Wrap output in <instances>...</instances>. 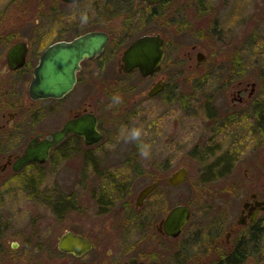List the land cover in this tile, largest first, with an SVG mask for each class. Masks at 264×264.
<instances>
[{"label":"rangeland","instance_id":"obj_1","mask_svg":"<svg viewBox=\"0 0 264 264\" xmlns=\"http://www.w3.org/2000/svg\"><path fill=\"white\" fill-rule=\"evenodd\" d=\"M168 2L170 0L158 7L159 18L154 8L140 0H127L125 11H99L91 7H80L78 11L80 32L110 25L121 30L120 36H114L109 46L115 50L118 43L119 53L138 35L161 32L165 55L156 75L165 78L162 94L139 98L147 91L151 78L144 79L138 72L122 76L127 87L124 90L103 88L102 84L114 77L116 57H113L105 65L108 69L94 76L97 86L93 90L86 89L81 76L79 83L61 101H39L29 106L24 99L27 94L24 82L30 79V74H26L14 89L0 87V112L10 100L19 107L13 127L0 128V159L1 154L9 150L19 152L36 131L60 124L63 112L57 111V106L69 100L86 99L92 94L93 108L104 122L106 136L104 142L94 147L92 158L100 164L125 165L134 179L133 185L127 188L128 196L174 169L187 167V180L173 187L161 182L155 194L149 197V207L156 212L153 221H157L169 208L187 204L191 209L188 228L199 230L218 215H237L242 197L264 184V174L259 171L264 169L263 135L258 137L255 133L252 119L236 121L218 112L220 102L229 100L230 84L239 79L252 77L259 88L258 97L264 100V0H254V5L250 0L240 1L244 7L242 13L254 14L253 37L249 42L231 37L240 26L239 19L227 21L221 32L223 38L219 40L197 37L205 35L206 31L199 21L186 31L188 33H177L178 25L168 22L172 14L166 10ZM231 3L235 1L229 0L228 6ZM85 12L88 19L82 22ZM30 16L27 21H20L16 12L1 11L0 20L7 25L2 29L7 35L4 37L30 39L37 14L32 12ZM4 24L0 21L1 27ZM199 52L204 55L201 62L197 61ZM29 63L33 65L35 59ZM2 67L0 64V82L5 77ZM113 93L122 97L119 103L112 102ZM208 99L219 101L213 102L209 114L205 108ZM247 113L251 116L252 109L248 108ZM124 126L143 129L140 141L150 145L148 157L141 154L140 142L121 137ZM85 153L81 147L78 152L66 149L47 165H27L16 172L0 174V264H43L54 260L50 251L55 252L58 238L67 230L85 235L98 230L103 237L101 242L120 243L119 232L112 228L118 223L114 210L109 211V218L95 210L94 199L103 200L105 195L107 197L104 190L110 188L100 186V179L93 176ZM224 155L232 161V171L208 174L207 170L213 169ZM116 200L114 207L121 204ZM57 202L61 206L58 207ZM139 222L138 218L132 220L124 244L137 239ZM254 258L250 255L243 264H251Z\"/></svg>","mask_w":264,"mask_h":264},{"label":"flooded vegetation","instance_id":"obj_2","mask_svg":"<svg viewBox=\"0 0 264 264\" xmlns=\"http://www.w3.org/2000/svg\"><path fill=\"white\" fill-rule=\"evenodd\" d=\"M122 1L124 2L122 3ZM140 1L154 8V13L156 17L159 18L160 12L158 7L165 6L164 3L166 0H159L154 3H147L143 0ZM213 1L214 0H185V2L179 3L178 0H170V3H167L166 10H170L172 14L168 22L178 25V27H176L178 30L176 31L177 33H188L186 31L192 29L194 24L199 21L205 27L206 31L205 35L197 37L204 39L215 38L219 40L223 38V33L221 32L227 21H238L239 19L240 26H237V29L236 27L234 28L235 24L232 23L233 28L236 29L237 32L231 37H235L236 40L239 38V41L249 42L251 37H253L251 28L254 14L242 13L244 11L243 5L240 4L242 0H234L235 3H231L230 6H228L229 0ZM253 1L254 0H250L252 5H254ZM126 5L127 0H3V3L0 4V12H16L20 21H27L31 18L30 15L32 12H36L37 16L34 25V34L30 39L5 38L4 36L7 35H4L2 29L5 28L6 24H4L5 21L0 20L2 24H4L2 27L0 26V64L3 66V73L5 76L0 82V87L3 86L4 88H10L12 90L17 83L21 82L24 75L30 74V79L24 82V86H26L27 89V94L24 99L29 106L39 101H61L79 83L81 76L84 79L83 85L86 89L93 90L97 86L94 76L107 70L108 66L105 65L108 64L113 57H116V67L113 68L114 77L104 82L102 86L106 90H108L106 87H111V90L126 89L127 87L123 82L122 76L129 75L132 72H138L140 74V72L137 69L131 72L124 71L121 65V56L123 50L140 35L132 39L120 53L118 51L119 44L117 43L115 46L117 52H115L113 46H109L114 36H120L121 30H118L116 26L110 25L107 27L88 28L80 32L78 16L80 7L96 8L99 11H108L111 9L125 11ZM240 5L241 8L239 7ZM39 17L40 20L38 19ZM216 30H219V34L221 35H215ZM89 31H103L107 33L108 41L98 55L93 58H84L80 61L79 68L76 71V81L72 89L60 98L48 97L35 100L31 99L28 94V87L33 76V69L37 65L43 50L52 43L70 42L79 35ZM8 33L11 34L12 32ZM147 33H158L163 38L165 55V39L161 32H145L143 34ZM15 44H19L16 51L17 56H19L20 52L22 53L24 51V62L19 67L11 68L8 53L10 48ZM105 52H107L106 57ZM164 55L162 61L164 60ZM31 59H35L33 65L29 63ZM158 71L150 76H142L140 74L144 79L151 78V83L147 91L140 94L139 98L142 96L152 98L163 93L165 90V78L162 76L158 77L156 75ZM11 74H15L16 77L10 78L9 75ZM159 81L163 85L162 88L158 92L149 95L148 91L150 88ZM227 92L229 100L220 102L221 107L218 112L222 113L227 119H234L236 121L242 118L248 120L252 119L255 126V133L258 137L263 135L264 138V100L258 97L259 88L256 81L252 79V77L239 79L230 84ZM92 98L93 95L89 94L86 99L69 100L66 101L65 104L63 103L57 106V111L63 112L60 124L54 128L38 130L31 134L19 152L9 150L1 154L0 174L4 175L11 171L14 172L12 169L13 163L16 157L23 152L29 139L35 136L38 137V140L46 137L51 138V132L61 129L67 121L78 117L93 113L97 119L96 127L102 133V138L98 142L87 144L82 136L69 131L62 140L50 148L49 155L44 162H29L24 166L47 165L54 160V156H59V153L66 149H72L78 152L79 147L84 148L86 150L85 154H87L88 162H90L89 168L93 176L100 179L98 181L101 187L110 188V190H104L107 193V197L105 195L103 200L94 199L96 206L95 210L106 215L107 218L111 216V212L109 211L114 210L118 223L114 224L115 226L112 228L119 232L120 243L101 242L103 237H101V232L98 230H94L91 235L72 231L89 241L90 245L88 249L81 254L63 251L59 248L57 240L55 252L53 251L54 249L50 251L54 256V260H51L52 262H44L43 264H230L229 258L231 255H233L234 258V262H231V264L243 263L250 255L253 258L255 256L254 260L250 262L251 264H264V184L249 190L242 197L237 215H218L212 218L203 229L188 228L191 209L189 205L184 204L189 207L188 219L177 234L170 235L164 229L163 223L170 208L162 216H159L157 221H153L156 212L149 207V197L155 194V190L161 182H166L167 185L171 187L176 186L170 185L166 180V177L176 169L165 176L158 177L154 181L144 184L137 190L135 195L131 194L128 196L130 193L127 188L133 185L134 179L131 174L125 170V165L110 166L108 164H100L96 163L92 158L91 152L94 151V147L100 145L106 139L103 129L104 122H102L100 117L96 114L93 108ZM216 101L207 100L205 108L208 114L211 112V107L213 108L214 106L213 102ZM217 102L219 103V101ZM6 104L7 107L0 112V120L2 121L0 128L5 130L13 127L14 120L19 113V107L13 100H10V102ZM248 108L252 109L251 116L247 115ZM105 121L108 122L107 119ZM70 141L72 142L68 145ZM262 149L264 150V140ZM232 166L233 164L228 165L227 170H221L219 167L216 171L218 175L229 174L232 171ZM245 171H247V168ZM259 171L264 174V169ZM186 180L187 178L183 182ZM155 181H158L156 186L146 194L141 204L137 205L136 198L139 191ZM115 200L118 202L121 201V204L114 207L116 204ZM58 203L59 202H57V204ZM57 206L59 207V205ZM137 218L140 221L137 224L139 225V236L132 243L124 244L123 241H125L126 237L130 234L129 231L131 230L130 225L132 220ZM110 226L111 224L108 223V227ZM241 251L243 254L240 257Z\"/></svg>","mask_w":264,"mask_h":264},{"label":"water","instance_id":"obj_3","mask_svg":"<svg viewBox=\"0 0 264 264\" xmlns=\"http://www.w3.org/2000/svg\"><path fill=\"white\" fill-rule=\"evenodd\" d=\"M69 1V0H67ZM154 3L159 0H143ZM108 41L107 33L103 31H89L79 35L70 42H55L47 46L40 55L37 65L33 69V76L29 83L28 94L31 99L60 98L69 92L75 81L79 63L84 58H93L98 55ZM15 44L8 53L10 67L16 68L24 62V51L17 56ZM164 55V41L158 34H142L135 38L124 50L121 56L122 68L126 72L139 70L142 76H150L158 71ZM17 56V57H14ZM203 53H198V62L203 59ZM162 83L156 82L148 91L149 95L158 92ZM97 119L92 113L67 121L61 129L51 132V138L38 140L35 136L29 139L23 152L13 163V171L20 170L29 162H44L52 146L62 140L66 133L71 131L83 137L87 144L101 140L102 133L97 129ZM41 135V134H40ZM188 176V169L181 166L166 177L170 185L182 183ZM155 181L139 191L136 204H141L146 194L156 186ZM189 216V207L178 204L170 208L163 220L164 229L170 235L177 234L186 223ZM89 241L79 234L66 231L58 239V246L63 251L81 254L88 249Z\"/></svg>","mask_w":264,"mask_h":264},{"label":"clouds","instance_id":"obj_4","mask_svg":"<svg viewBox=\"0 0 264 264\" xmlns=\"http://www.w3.org/2000/svg\"><path fill=\"white\" fill-rule=\"evenodd\" d=\"M88 16L87 13H83L81 16L82 22H87ZM122 100V97L118 94L113 93L112 94V102L113 103H119ZM143 134V129L139 127H131L128 128L127 126H124L121 128L120 135L126 140H136L140 142V151L141 154L145 157H148L150 155V145L140 141V138Z\"/></svg>","mask_w":264,"mask_h":264},{"label":"trees","instance_id":"obj_5","mask_svg":"<svg viewBox=\"0 0 264 264\" xmlns=\"http://www.w3.org/2000/svg\"><path fill=\"white\" fill-rule=\"evenodd\" d=\"M232 163V161L231 160H229V158L226 156V155H224V156H222L218 161H216V163L214 164V168L212 169V168H210V169H208L207 170V173L209 174H212V176H214L215 174L217 175L218 173H217V169L220 167V169L222 170V169H228L227 167H228V165H230ZM211 176V175H210ZM62 202V201H61ZM58 205L60 206L61 205V203H58ZM243 254V252L241 251L240 252V257H241V255ZM239 257V258H240ZM236 260V259H235ZM240 261V260H239ZM231 262H234V258H233V255H231L230 256V258H229V263L231 264ZM239 264H243L242 262H240Z\"/></svg>","mask_w":264,"mask_h":264}]
</instances>
